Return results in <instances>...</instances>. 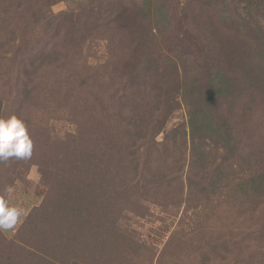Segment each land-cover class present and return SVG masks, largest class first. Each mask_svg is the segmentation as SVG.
Masks as SVG:
<instances>
[{
	"label": "rangeland",
	"instance_id": "374dc122",
	"mask_svg": "<svg viewBox=\"0 0 264 264\" xmlns=\"http://www.w3.org/2000/svg\"><path fill=\"white\" fill-rule=\"evenodd\" d=\"M0 104V264H264V0H0Z\"/></svg>",
	"mask_w": 264,
	"mask_h": 264
},
{
	"label": "clouds",
	"instance_id": "9594fccd",
	"mask_svg": "<svg viewBox=\"0 0 264 264\" xmlns=\"http://www.w3.org/2000/svg\"><path fill=\"white\" fill-rule=\"evenodd\" d=\"M33 142L25 122L16 115L0 118V161L10 159H29L32 155ZM13 189H5L0 196V231L13 229L24 215L20 207L10 206L6 197Z\"/></svg>",
	"mask_w": 264,
	"mask_h": 264
},
{
	"label": "trees",
	"instance_id": "16d2710c",
	"mask_svg": "<svg viewBox=\"0 0 264 264\" xmlns=\"http://www.w3.org/2000/svg\"><path fill=\"white\" fill-rule=\"evenodd\" d=\"M146 71H147V73H149V75L147 77L148 81L146 82L144 79H142V77H140V79L142 80L141 83L143 82L142 83L143 86L138 87L137 95L139 97H141L142 100L143 99H150V98L152 99L153 98L157 102L160 99V95H161L160 92L162 90V89L159 88L160 83L162 82L161 81L162 79L160 78V76H162V75L158 74V72L156 70H151V71L150 70H146ZM136 84L137 83L132 84L131 87L129 88V90H127L128 89V84L126 83V85L122 88V90L123 91L125 90L126 92L127 91L130 92V90H132L133 88L136 87ZM125 91L122 94V97L125 96V98H122V97L117 98L116 97V100L121 99V100L126 101L127 98H126V95H125L126 94ZM128 95H129V98L132 97L130 94H128ZM0 106H1V104H0ZM121 107H124V105H121ZM202 159L199 160V165L201 164Z\"/></svg>",
	"mask_w": 264,
	"mask_h": 264
}]
</instances>
